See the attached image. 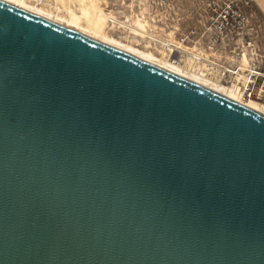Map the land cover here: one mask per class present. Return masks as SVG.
<instances>
[{"label": "water", "instance_id": "95a60500", "mask_svg": "<svg viewBox=\"0 0 264 264\" xmlns=\"http://www.w3.org/2000/svg\"><path fill=\"white\" fill-rule=\"evenodd\" d=\"M0 264H264V110L0 0Z\"/></svg>", "mask_w": 264, "mask_h": 264}, {"label": "built area", "instance_id": "2783aa9c", "mask_svg": "<svg viewBox=\"0 0 264 264\" xmlns=\"http://www.w3.org/2000/svg\"><path fill=\"white\" fill-rule=\"evenodd\" d=\"M22 1L30 7L51 13L62 9L58 0ZM126 1L128 3L123 4L125 9L134 4L129 3L133 0ZM253 2L254 0H207L198 20L186 24L187 29L172 31L170 34L153 31L144 34L146 49L161 61L186 73L238 90L243 98H250L254 96L259 80L262 79L264 85V71L256 60L260 55L255 52L256 47L251 39L247 41L244 35V29L249 32L252 21V17L245 11ZM175 9V4H166V16ZM115 18L114 15H109L108 20L113 23ZM171 21V27L181 26L182 20L172 17ZM125 23L133 24L130 20Z\"/></svg>", "mask_w": 264, "mask_h": 264}, {"label": "rangeland", "instance_id": "374dc122", "mask_svg": "<svg viewBox=\"0 0 264 264\" xmlns=\"http://www.w3.org/2000/svg\"><path fill=\"white\" fill-rule=\"evenodd\" d=\"M206 1L207 0H133L129 3L134 4L126 9L123 8V4L128 3V1L125 2V0H97L95 2L98 7H100L99 9H103L102 11L105 15L102 19L103 25L101 27L104 33L142 51L151 52L146 49L147 44L144 34L146 35L147 32L151 31L159 34H170L172 31L176 32L187 29V27H185L186 24L198 20L200 13L203 11V8H205ZM57 2L62 9L58 12L54 11L52 14L59 13L61 16L65 15V17L76 15L82 17V19H80L82 21L84 19L81 10L83 6L81 5L86 6L90 4L89 1H86L84 4L81 3L80 0H58ZM169 3L175 4L176 9L175 11H169V14L166 16L165 13L167 12L165 11V5ZM245 13L252 17V21L248 29L249 32L244 29V35H246L247 41L251 39L255 45V52H258L260 55V57L256 59L259 61L257 65H262L261 70L264 71V0H254L252 5L246 8ZM109 15H114L116 17L113 23L108 20ZM172 17L178 21L182 20V22H180V27H171L169 25L172 22ZM126 20H130L133 24L130 25L125 23ZM73 21H75V19H73ZM139 22L142 26L138 25ZM84 25H86V23H84ZM155 57L158 58L157 55H155ZM243 100L249 103L254 102L259 105V108L263 106L261 109L264 110V85L262 79L257 83L254 96L243 98Z\"/></svg>", "mask_w": 264, "mask_h": 264}, {"label": "bare ground", "instance_id": "6f19581e", "mask_svg": "<svg viewBox=\"0 0 264 264\" xmlns=\"http://www.w3.org/2000/svg\"><path fill=\"white\" fill-rule=\"evenodd\" d=\"M10 1H13V2L18 3L20 5H23L25 7L33 9L35 11H38L40 13H43L45 15H48L50 17H53V18L58 19L60 21H63L65 23H67V24L75 26V27H77L79 29H82V30H84L86 32L94 34V35H96L98 37H101V38H103L105 40L113 42V43H115L117 45H120V46H122L124 48L132 50V51H134L136 53H139V54H141L143 56H146V57L151 58V59H153L155 61H158V62H160L162 64H165V65L170 66V67H172L174 69H177V70H179L181 72H184V71H182L181 69H179V68H177L175 66H172V65H170V64H168L166 62L161 61L160 59L155 57L153 53L142 51V50H140V49H138V48H136V47H134L132 45L125 44L124 42H122L120 40H117L115 38H112L109 35H107L106 33H104L103 29H101V27L103 25L102 24V19L104 18L105 15L103 14V11H102L103 9L102 10L99 9L100 7H98V5L96 4L95 1H97V0H80V2L84 3V4H85L86 1L90 2V4H88L86 6L81 5V6H83V7H81L82 14H83L82 16H83V19H84L83 21L80 20V19H82V17H80V16L72 15V17H65V15L61 16L59 13L52 14L50 11H45L43 9L30 7L29 5L26 4V2H24L22 0H10ZM79 5H80V3H79ZM70 18L75 19V21H73V19H70ZM84 23H86V25H84ZM138 25L142 26V24L140 22H139ZM184 73H186V72H184ZM186 74H189V75H191L193 77H196V78H198L200 80H203L205 82H208L207 80L202 79V78L198 77L195 74H190V73H186ZM208 83H210V82H208ZM210 84L215 85V86H217L219 88H222V89H224V90H226V91H228V92L240 97L241 99H243V95L238 90L229 89V88H227L225 86H222L220 84H214V83H210ZM250 103L255 105V106H257V107H259V105L254 103V102H250Z\"/></svg>", "mask_w": 264, "mask_h": 264}]
</instances>
